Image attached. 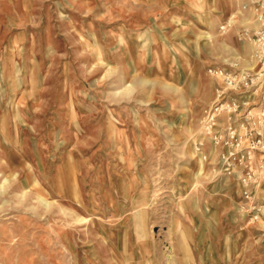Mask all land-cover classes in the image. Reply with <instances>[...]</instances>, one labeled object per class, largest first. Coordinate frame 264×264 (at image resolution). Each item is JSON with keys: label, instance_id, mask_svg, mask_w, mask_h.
Listing matches in <instances>:
<instances>
[{"label": "rangeland", "instance_id": "1", "mask_svg": "<svg viewBox=\"0 0 264 264\" xmlns=\"http://www.w3.org/2000/svg\"><path fill=\"white\" fill-rule=\"evenodd\" d=\"M255 1L0 0V264H264L201 123Z\"/></svg>", "mask_w": 264, "mask_h": 264}, {"label": "built area", "instance_id": "2", "mask_svg": "<svg viewBox=\"0 0 264 264\" xmlns=\"http://www.w3.org/2000/svg\"><path fill=\"white\" fill-rule=\"evenodd\" d=\"M253 8L257 27L244 29L241 38L254 44V55L261 66L251 74L211 67V73L223 77L224 86L217 89L201 123L203 132L211 137L215 147L226 148L223 170L232 174L240 168L242 208L252 220H259L264 206L255 187L264 177V0H256ZM228 24L229 20L221 24L223 32ZM221 114L226 116L224 121ZM202 145H198L199 151ZM258 153L261 159L257 158Z\"/></svg>", "mask_w": 264, "mask_h": 264}]
</instances>
